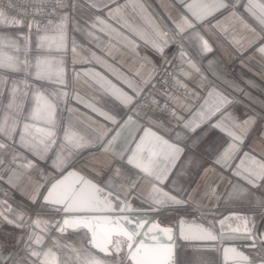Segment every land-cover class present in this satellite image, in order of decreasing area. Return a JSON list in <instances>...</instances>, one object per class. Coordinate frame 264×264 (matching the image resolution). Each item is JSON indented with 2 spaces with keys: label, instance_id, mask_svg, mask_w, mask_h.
<instances>
[{
  "label": "snow or ice",
  "instance_id": "1",
  "mask_svg": "<svg viewBox=\"0 0 264 264\" xmlns=\"http://www.w3.org/2000/svg\"><path fill=\"white\" fill-rule=\"evenodd\" d=\"M90 15L84 19L85 27L73 22V30L85 34L89 42L99 41L97 33H104L110 39L121 37L122 34L113 28L107 20L114 19L121 13V8L111 9L109 5L115 0H84ZM183 2V0H181ZM240 0H236L233 7L239 4ZM24 8L21 15L27 17L33 16H57L59 23L53 24L49 20L48 24L41 26L36 21H27L8 16L3 10H0V28L8 27H26L28 33H20V39L24 41L23 51L25 58L23 60L12 52L5 49H15L19 52L21 49L14 39L0 36V153L6 149H11L16 153V145L26 149L32 153L37 159H51L50 167L55 170L58 175L44 177L43 171L40 172L43 183L35 185L30 197L31 203L36 205L38 211L36 218L30 222L25 219L22 213H14L13 210L6 206L4 201H0V219H7L8 223L15 224L17 227L24 228L26 225L30 231L25 241L24 250L29 254L31 259L27 264H181L179 253H174V244L171 243L175 239V225L172 227H161L155 220L133 218L128 213L137 212L136 209L126 197L134 189L136 183L141 178H148L151 182V190L148 197L143 201L149 204L151 211L161 209H171L178 214V228L180 238L183 240H201V241H217L221 243L225 239H241L250 241L249 248L255 250L259 247L260 264H264V232L257 234L256 224L252 215L230 214L224 216L219 221L220 235L214 234L211 227L205 228L195 220L189 222L185 217L191 216L193 213H200L204 216L202 206L199 201H193L188 189L177 187L175 179L171 180V188H165V182L169 181L174 175V169L177 167V161L185 155V149L175 143H170L163 137L151 131L150 128H143V135L136 141L135 134L130 133V139L126 142L125 147L116 153L113 146L121 137L123 131L128 129L133 123L134 118L131 114L125 113L119 118L117 115L110 114L96 107L94 103H89L79 95L72 98L77 103L83 104L90 111L95 112L98 116L109 121L114 129H105L98 137L100 150L104 153H111L114 157H118L122 162H126L135 172L124 174L121 166H109L107 179L102 182H94L81 174L79 171H67L68 160L70 156L78 154L80 151L89 147H94L95 143L86 140L84 137L75 133L71 121L67 124L61 123L57 118V105L59 101L64 100L68 96L67 92H58L53 90L51 97L45 95V88L48 84L63 85V69L61 65L63 61L56 62L48 58L41 59L42 52H60L64 53L68 48L67 29L69 21L72 17L68 13L61 14L58 10L68 7L67 0H22ZM31 5L35 11L29 13L28 6ZM51 6L52 10L45 12L43 9ZM83 7L80 0H72L71 8L75 11L77 8ZM228 7L225 0H208L206 3L192 0V3L186 4V10L192 14L197 22H202L213 13ZM105 9L107 19L102 17ZM245 11L252 15L260 25L264 26V3H257V0H247ZM184 23L189 28L193 24L183 18ZM36 30L35 52L37 53L35 65L28 59V54L32 51L30 37L32 30ZM178 32L183 33L184 28L177 25ZM51 30L56 33L54 36L40 35L41 31ZM144 40L146 44H150L154 51L163 56L164 47L155 41L146 39L142 34L133 33ZM194 38L200 41V52L207 53L211 51V47L199 33H194ZM125 41L135 49V41L129 37H123ZM169 43L165 40V45ZM97 47L103 48L101 43L96 44ZM79 45L75 40L71 41V51L73 54L77 52ZM261 56H264V46L257 49ZM180 58L182 62H187L191 71H184L183 75L188 77L192 71L199 72L197 64L185 52L183 45L180 46ZM147 59V58H145ZM91 60H95L102 66L109 67L101 57L96 56L93 52ZM91 60H86L90 63ZM34 68V71H33ZM5 73L8 75L5 76ZM23 74V79L15 78L17 75ZM115 74V72H113ZM81 74L77 73V77ZM84 76L91 78L99 88L108 91L121 104L128 107L133 103L134 97L129 95L123 89L117 87L102 73L94 70H86ZM139 75V72H137ZM171 75V74H170ZM121 82L132 88L136 97H139L144 91L143 87L137 88L136 85L126 77H117ZM151 74L143 80L146 87L151 83ZM203 80V78H202ZM177 85H184L177 80ZM23 84V95L25 98L31 96V106L24 112L23 103L16 104V96L20 91V85ZM154 87V85H153ZM203 87V83L198 84ZM165 96L169 94L167 91L162 93ZM9 97L7 111L4 112L3 98ZM199 99V97H197ZM169 99L175 102V97L169 96ZM152 104L158 102L150 101ZM230 101L222 96L215 88L210 89L203 98L202 103L188 119L184 120L177 116L174 110L167 107V102L161 108V111L168 113L170 117L182 122V127L190 133H195L197 129H202L203 125L208 124L209 129L219 131L223 137L220 147L214 149L215 155L212 162L207 167L203 164V158H196L194 155H188L181 166V171L175 173L177 176L192 174L189 173L190 168H195L199 175L195 181L199 186V181L203 180L209 172H214V166H219L225 172H231V176L237 178L236 181L229 179L225 185V191L221 195L231 199L233 197L241 198L251 205V209L261 219H264V160L258 159L254 155L244 153L239 163L233 167V161L237 159V153L240 146L244 143L247 135L255 124L254 119H247L242 124L237 122L235 117L225 111ZM139 107V106H138ZM182 107V106H181ZM72 111V109H69ZM131 111V110H130ZM219 114V119L214 123L213 117ZM137 115L139 111L137 110ZM21 116H23V124L20 126ZM232 120V125L225 123ZM237 129H240L238 132ZM115 130V135L104 142V137ZM207 134V130L201 132L198 137H183L190 139L192 146L198 144L202 136ZM17 136L19 140L17 141ZM180 134H177V139ZM260 139L264 142V129L260 133ZM135 143V148L130 145ZM159 148V151L156 149ZM67 152V155H65ZM130 153V154H128ZM51 154V155H50ZM146 154V155H145ZM17 155L12 156V161L17 159ZM4 159L0 154V180L4 176ZM35 165L29 161L26 165L31 169ZM202 169V171H200ZM99 174V169H91ZM226 177H221L225 179ZM19 178L13 173L9 175L7 183L11 187H16V180ZM120 179L127 182V190L121 194L115 180ZM243 181V183H240ZM193 181L190 179L189 183ZM216 187H219L216 184ZM215 194V187L210 189ZM255 190V191H254ZM192 191H195L193 189ZM179 193V195L177 194ZM259 193V194H258ZM187 194V199H185ZM208 195L207 191L204 193ZM217 196V200H219ZM211 211V210H210ZM5 213L14 215L15 219H8ZM42 217H47L43 219ZM236 221L237 225L231 227L230 222ZM211 225L212 222L209 221ZM229 224L230 230L236 235L225 236V225ZM40 233L54 231L65 237L69 229L73 232L80 233L77 241L72 243H60L59 239L48 237L52 241V247L47 251L36 249L32 244L44 245V236L37 235L36 230ZM167 240L168 243L163 241ZM66 250L62 252V258L57 259L53 249ZM210 251L217 253L218 261L215 264H256V260L248 255L240 252L236 247H210ZM222 251V256L220 253ZM102 254V255H101ZM110 257L111 259H106ZM175 257V258H174ZM24 264L21 260H14L12 255H0V264Z\"/></svg>",
  "mask_w": 264,
  "mask_h": 264
},
{
  "label": "crops",
  "instance_id": "2",
  "mask_svg": "<svg viewBox=\"0 0 264 264\" xmlns=\"http://www.w3.org/2000/svg\"><path fill=\"white\" fill-rule=\"evenodd\" d=\"M198 2L206 3L208 0H198ZM225 2L228 4V7L213 13L202 22H197L192 14L186 10V4L192 3V0H183V2L181 0H115L114 3L109 5V8L115 9L119 7L122 11L116 18L107 20V22L117 29L122 36L115 37L114 33L113 38L110 39L104 33H97L99 41L89 42L84 33L73 30V22L80 24L81 27H85L84 19L90 15L87 4H85L84 0H80L83 7L73 11L71 8L72 0H67L68 7L63 9L62 12H66L72 17L67 29L68 48L64 53L55 51L40 53L41 59H51L54 62V67L56 66V62L63 61L61 67L63 69L64 84H48L45 88V95L50 98H52L50 94L53 90L68 93V96L64 100L58 102V120L63 124L71 121L73 125L72 130L75 133L95 143L94 147H89L78 154L70 156L68 168L73 167L98 183H102L107 179L109 166H121L124 174L136 171L135 169H131L126 162H122L118 157H114L113 154L104 153L100 150L101 142L98 140V137L106 128L114 129V126L103 117L84 107L83 104L77 103L72 98L73 96L79 95L89 103H94L101 110L117 115L118 118L125 113H129L133 116L134 123L123 131L121 137L113 146L114 152L119 153L125 147L126 142L131 138L130 133L134 132L136 141H138L139 137L144 134V127L150 128L151 131L170 143L183 147L185 155L177 161L174 175L169 181L165 182V188L166 190L171 188V180L175 179L177 187L188 189L193 201L200 202L204 216L201 217L200 213L197 212L185 217V219L188 221L195 220L196 223L201 224L205 228L211 227L218 237L220 235L219 221L224 216L233 213L252 215L255 220L256 231L264 219H261L259 215L252 211L251 205L246 200L237 197L229 199L221 195L224 193L225 185L228 184L229 179L233 181L237 179L231 176V172H225L219 166H214L215 171L209 172L203 180H200L199 186L195 182L199 175L195 168L189 169V173L192 174L191 176H177L175 173L181 171L184 159L188 155H194L198 159L202 157L203 164L207 167L211 164L212 157L215 155L214 149L220 147L226 137H223L219 131L209 129L208 124L203 125L202 129H197L195 133H190L182 127L181 121L161 111L146 110L141 106L138 107V105H135L137 99L135 92L117 77H126L137 88L143 87L145 89L149 84L145 87L143 80L150 74L153 80L159 68L171 56L172 48L170 43L165 45V40L169 42L168 28H174L178 31L177 25H180L184 28L183 33H181L184 35V50L197 64L199 72L192 71L190 76L185 77L183 72L191 71L187 62H182L183 68L176 72L177 80L192 94L190 100L185 103L181 102L177 96H171L176 98L175 102L171 101L177 108V116L182 117L184 120L188 119L191 113L202 103L207 92L215 88L217 92L230 101L225 111L230 113L232 117H235L237 122L242 124L250 118L255 120V124L252 126L247 138L240 146L237 159L233 161V167L239 163L244 153H249L258 159L264 160V142L260 139V133L264 129V56H261L257 51L259 47L264 46V26L260 25L252 15L245 11L247 0H240L236 7H233L236 0H225ZM257 3H264V0H257ZM108 10L105 9L103 13H100L105 19H107ZM183 18H187L193 24V27L189 28L184 23ZM40 25L44 26L46 24ZM134 32L142 34L146 39L155 41L157 44L163 46V56L154 51L150 44H146L139 36L134 35ZM20 33L27 34L28 29L26 27L8 26L0 28V36L14 39L21 49L19 52H16L15 49L6 48L5 50L18 55L23 60L25 58L23 51L24 41L19 38ZM194 33H199V36L208 42L211 51L207 53L200 52V41L194 38ZM39 34L56 35L51 30L46 32L41 31ZM125 36L135 41L134 50L133 46L123 39ZM30 40L32 51L29 52L28 59L35 65L37 56L35 52V29L32 30ZM72 40H75L79 45L75 54L71 51ZM97 43H101L103 48L97 47ZM93 52L106 62V65L109 66L107 69L95 60H91ZM86 60H91V62L86 63ZM86 70H94L105 75L117 87L133 96V103L125 107L108 91L100 89L99 85L95 84L91 78L84 76L83 73ZM137 72H139V75H137ZM77 73L81 75L77 77ZM7 75L5 73V76ZM15 78L22 80L24 77L23 74H19ZM201 82L203 83V87H198V84ZM8 101L9 97L5 96L3 98L4 112L7 111ZM21 103L24 105V112L26 114L31 106V96L24 97L23 84L20 85V91L16 96V104L19 105ZM69 109H72V111H69ZM137 110L139 111V115H137ZM217 119H219V114L213 117L209 123H214ZM21 121L20 126L22 127L23 116H21ZM225 123L231 126L233 122L232 120H227ZM203 130H207V134L202 136L200 142L194 147L190 139L183 138L185 136H201ZM237 131L239 132L240 129H237ZM178 133L180 134L179 139H177ZM113 135H115V130L104 137V142L111 139ZM18 140L19 137L17 136ZM130 147L135 148V143H132ZM16 149V153H13L11 149H6L3 153H0L4 159V178L0 180V185L9 191V198H0V201H4L6 206L10 207L14 213H22L25 219L30 222L36 218V212L38 211L37 206L31 203L30 197L35 185L44 182L40 172L43 171L44 177L58 175V173L50 167L51 159H37L26 149L20 148L18 144L16 145ZM156 150L159 151V148ZM13 155H17L18 157L15 161H12ZM65 155H67V152H65ZM29 161L35 165L31 169L26 167ZM93 168L99 169V174L92 171L91 169ZM13 173L19 178L16 180V187H11L7 183L9 175ZM221 177L226 178L221 179ZM190 179L193 181L192 183H189ZM240 183H243V181ZM115 184L118 186L121 194L127 190V182L116 179ZM216 184L219 187H216ZM213 187H215V194L210 190ZM193 189L195 191H192ZM150 190L151 182L149 179L146 177L141 178L126 198L133 195L136 204L149 205L143 201L148 197ZM206 191L208 193L207 196L204 195ZM177 194L179 195V193ZM217 196L220 197L219 200H217ZM184 198L187 199V194H185ZM153 214L163 216L162 218L166 220L167 224H171L173 219L176 221L179 218L175 211L168 208L161 209ZM5 216L8 219H15L14 215L8 213H5ZM42 218L47 219V217ZM169 219L170 221H168ZM209 221L212 222L211 225ZM230 225L231 227H235L237 222L231 221ZM29 231L30 229L27 225L24 228H20L15 224L8 223L7 219H0V255L8 256L11 254L14 260H21L24 264H27V261L31 257L24 250V247ZM36 233L37 235L44 236V245L33 243L32 247L38 250L42 248L44 251L52 247V241L48 238L49 236L53 239H59L60 243H72L77 241L80 236V233L73 232L70 229L65 237H60V234L54 231L40 233L39 229H37ZM224 235L226 237L236 235L231 232L229 224L225 225ZM223 243H250V241L225 239ZM223 243L219 240L217 242L179 241L176 252H178L179 247L184 248L186 245L200 244L205 245L203 249H208V247H221ZM53 251L59 260L62 258V252L66 250L54 248ZM215 255L217 262L218 255L217 253ZM106 259L111 258L106 257ZM179 259L181 264H215L214 261L209 262L198 258L188 260L179 257ZM9 264H11V261H9Z\"/></svg>",
  "mask_w": 264,
  "mask_h": 264
},
{
  "label": "built area",
  "instance_id": "3",
  "mask_svg": "<svg viewBox=\"0 0 264 264\" xmlns=\"http://www.w3.org/2000/svg\"><path fill=\"white\" fill-rule=\"evenodd\" d=\"M23 8L24 4L22 3V0H0V10H3L10 17L24 20L25 23L27 21H36L39 24H48L49 20H51L53 24L60 22L57 16L28 15L27 17H24L21 15V11ZM43 10L45 12H48L52 10V7L49 6ZM33 11H35V9L31 5H29L28 12L31 13ZM58 11H60L61 14L64 13L62 12V10ZM167 33L169 36V43L172 48L171 56L168 61L161 68H159L151 83L144 89L142 94L137 97L135 102V105L141 106L146 110L161 111V108L167 102V107L170 110H174L175 112H177V108L169 99V96H177L183 103L188 102L192 96L191 92L188 89H186L185 87H180L176 83V72L183 68L179 52L181 45H183L184 48V35L179 33L174 28H168ZM165 91H167V93L169 94L168 96L162 94ZM153 99L158 102L159 107L156 104L150 103V101H152ZM161 112L168 115V113L165 111ZM0 198H9V191L2 185H0Z\"/></svg>",
  "mask_w": 264,
  "mask_h": 264
},
{
  "label": "water",
  "instance_id": "4",
  "mask_svg": "<svg viewBox=\"0 0 264 264\" xmlns=\"http://www.w3.org/2000/svg\"><path fill=\"white\" fill-rule=\"evenodd\" d=\"M72 170H76L79 171L73 167L68 168L67 171H72ZM80 172V171H79ZM81 173V172H80ZM83 174V173H81ZM84 175V174H83ZM86 176V175H84ZM88 179L94 181L93 179H91L90 177L86 176ZM96 182V181H94ZM136 209H138L137 212H133V213H128V215H131L134 219L135 218H140V219H148L149 221L155 220L158 222L159 226L161 227H172L175 225V239L173 241H171V243L174 244V253H176V248L178 245V242H217V241H201V240H183L180 238L179 235V228H178V224L176 223V221H174L172 224H164L161 219L163 216H159V215H155L153 213H156L158 211H151L149 209V205H138L134 202V196L131 195L129 198H126ZM191 222V221H189ZM199 224V223H198ZM204 227V226H203ZM71 230V229H70ZM264 232V220L263 222L259 225V228L257 230V234ZM215 234V233H214ZM216 235V234H215ZM164 243H168L167 240L163 241ZM250 243H223L221 245V249L223 247H236L240 252L244 253L245 255H248L250 258L255 259L256 260V264H260V260H259V247H257V249L253 250L251 248H249ZM220 256H222V251L220 253ZM175 258V257H174Z\"/></svg>",
  "mask_w": 264,
  "mask_h": 264
},
{
  "label": "rangeland",
  "instance_id": "5",
  "mask_svg": "<svg viewBox=\"0 0 264 264\" xmlns=\"http://www.w3.org/2000/svg\"><path fill=\"white\" fill-rule=\"evenodd\" d=\"M172 220V219H171ZM161 221L164 224H167L166 220L161 219ZM170 221V219L168 220ZM175 221V219L172 220L171 224ZM205 245L195 244V245H186V247H179L178 253L179 257H182L183 259L191 260L192 258H198L200 260H205L209 262H216V255L213 251H210L208 249H203ZM210 246V245H208ZM184 251V252H183Z\"/></svg>",
  "mask_w": 264,
  "mask_h": 264
}]
</instances>
